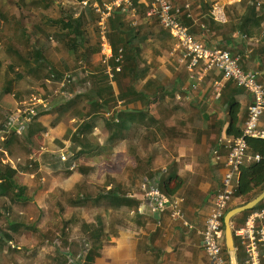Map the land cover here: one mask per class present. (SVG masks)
Here are the masks:
<instances>
[{
	"label": "trees",
	"instance_id": "1",
	"mask_svg": "<svg viewBox=\"0 0 264 264\" xmlns=\"http://www.w3.org/2000/svg\"><path fill=\"white\" fill-rule=\"evenodd\" d=\"M192 1L197 2L200 0ZM259 1L240 0L237 4L225 6L226 15L230 17V20L226 23L218 24L211 17L212 5L209 2L201 0L199 3L204 15L201 23L195 24L192 20L185 18L182 20L190 29L192 28L191 33L197 38L204 39L202 38L204 31L202 25L209 29V32L206 34V37L208 35L209 37L202 40L206 47L227 50L230 48L229 43L233 41L232 39H234L236 33L245 35L250 40L258 38V40L260 38L264 40V35H262L264 32V5L259 9ZM145 2L146 0H134V5L137 8L139 16L136 26L132 27L128 25L124 27L126 26L124 22L125 16L119 12H115L113 17L108 21L110 43L112 44L114 53L120 48L124 49V60L121 64L122 71L120 73L115 72L113 82H111L108 74H106L103 65L95 69L94 72L91 71V73L86 69L91 57H98L100 55L101 46L99 41V18L90 6L83 9L79 6V10H75L70 6H64L58 10L59 18L55 21L53 20V22L60 34L55 33L54 36L58 44L62 46V49L56 46V50L64 54L51 67L44 65L47 58L46 52L52 47L48 44L52 36L48 28L50 22H48V16L44 14V11H48L51 6L56 5L57 0H33V10L31 8L19 10V14H16L14 10H11L9 14L1 13V17L3 18L1 25L3 28H0V47L3 48L2 52L8 56L4 62L0 60V73L4 71V75L8 77H5L3 88L0 90V101L12 93L13 87L18 88V90L15 89L13 92V97L18 104L21 103L24 96L29 98L32 94L36 93L43 98V92L44 96L50 94L48 81H52L57 85L65 74L72 73L73 82L76 77L84 80L87 92L84 94L75 91L76 88L72 84L69 88H66L69 99H67V96H63L58 103L61 104L62 116H71L73 120L72 133L66 136L71 141V148L66 152L68 156L75 161L78 157L98 151L102 144L108 146L118 143V149L127 151L126 154L128 153L135 160V166H139L140 168L148 166L150 168L155 158L152 155L147 158L142 157L139 152L140 150L143 152L142 148H146L143 145L145 139L151 140L154 143L153 138L157 137L155 130L161 131L160 126L162 124L159 123V120L153 119V122L149 126H146L147 129L144 132L143 127H139L138 123L149 118L148 116L151 111L147 109H149V106L154 101H158L161 96L175 97L179 91L183 93V89L181 88L184 87L186 67L177 62L180 67H183L181 69L183 76L181 82L176 78L174 85L176 86L177 84V87L169 92L167 90L166 92H162L166 88L163 76L158 74L150 76V70L158 67V65L155 63L153 65L148 64L144 58L145 51L148 49L158 55L159 52L154 46L157 45L156 43L160 44L159 47L172 51L173 46L169 45L175 40L170 33L160 27L157 19H150L146 16L147 7ZM34 9L36 11L40 9L42 12L40 19L34 17L35 14L32 13V11L35 12ZM224 29H227L223 34L224 41H221V44L218 46L213 45L212 41L209 40L213 37L215 40L217 36L215 33ZM173 44H176V42H173ZM175 57V60H177V55ZM249 58L252 61L260 60L261 65L258 67L261 71L264 70V41L258 47L252 48ZM6 61H10V64L4 70L3 64ZM245 61L246 58L242 62L243 68ZM49 63L51 64L52 61L50 60ZM112 64L116 67L115 60L112 61ZM9 75L14 77L11 79ZM16 81L17 83H15ZM23 82L28 84L27 90H20ZM86 83H89L88 86ZM261 83L264 84V81ZM223 87L222 96L225 95V88L227 87L228 90L237 91V93L241 90L232 81L226 82ZM228 100L230 101L229 125L226 134L231 140H234L240 137L242 132L241 105L236 101L231 102V98H228ZM120 101L123 102L121 106L124 109L126 107L129 108V105L132 109L117 112L115 118L107 119L105 113H109L115 109ZM135 104H140L141 107H136ZM47 112L51 113L49 110ZM39 119L33 117L29 128L25 130L23 135H17L14 129L10 130L13 124L11 110L8 111L6 106L0 105V131H3L5 135L4 141H0V219L3 224L8 223L7 225L10 229L8 232L2 231L4 236L0 239V253H3V249L10 243L13 246L14 244L12 243L19 241L21 236H17L19 235V228L22 226L24 230L35 234L39 240L37 246L34 247L36 251H39L47 242L54 243V240L58 241L57 245L60 248L58 256H54V258L46 256L49 264L67 263L70 257L76 258L82 251H85V256L77 264H96L97 259L101 256L103 242L111 235L106 231L109 227L106 226L107 224L102 216L97 215L95 217V224L88 223L85 220L81 222V230L85 233V238L82 241V245L77 246L76 249L75 243L68 235L69 229H73L79 225V221L75 216L63 222L60 233L57 236L49 234L47 236L46 233H38L35 231L36 229L31 228V226L28 227L29 225L26 224L24 218L13 210L12 206L24 205L32 201V197L29 195V188L21 185L19 176L22 169L24 171H34L38 168V163L30 156L36 154L35 150L32 149L34 145H40L46 139L44 137L47 127ZM98 120L103 121L104 127L107 130L108 135L105 138L102 135L101 137L99 134L96 135ZM148 121L152 120L149 118ZM150 126L155 127V129L148 130ZM162 131L168 132L169 128L163 127ZM146 132L150 133L146 134ZM37 139H39L38 142ZM155 142L157 143L158 140L156 139ZM247 143L249 153L251 155H260L262 158L258 162L246 164L241 168L239 181L235 187L233 186L232 201H236V205H230L227 213L233 208L253 201L264 192V138H247ZM56 145L58 146H56L58 151L66 147L65 144L63 145L60 142H56ZM17 149L28 156L24 167L19 166V168H14L12 165H8L1 168L3 161L13 156L14 151ZM130 169H134V167H128L125 171L127 172ZM97 170L98 164L88 167L78 166V171L86 176L97 174ZM123 175L125 176V174ZM153 176L154 173H151V175L146 177V180H141L140 186L142 187V184L154 181L158 183L161 192L172 199L177 196L184 186L181 179L162 182L154 179ZM104 178L106 185L110 189L104 190L105 193L100 196V201H107L110 204V208L114 207V209L116 208L119 211L124 207H136L138 205L136 200L126 197L127 195H131L129 193L131 190L126 186L122 187V184L118 183L120 180L115 175H110L106 172ZM89 198V194L85 192L84 199L89 200ZM262 209H264V200L253 210L244 212L233 218L232 223L240 227L252 213ZM235 229H233L234 235ZM222 230L223 232L225 231L224 224ZM234 240L236 246L235 236ZM223 241L225 244V239ZM61 250H64L65 253H62ZM223 253L230 264L225 245L223 246ZM239 254L240 250L237 248L238 262L242 264Z\"/></svg>",
	"mask_w": 264,
	"mask_h": 264
},
{
	"label": "crops",
	"instance_id": "2",
	"mask_svg": "<svg viewBox=\"0 0 264 264\" xmlns=\"http://www.w3.org/2000/svg\"><path fill=\"white\" fill-rule=\"evenodd\" d=\"M237 1L230 3V5L237 4L240 0ZM173 2L176 4L180 3L179 0H173ZM258 3L260 4V1ZM201 8L199 2H192V15L195 24H200L204 16ZM128 20V22L124 20L126 27L132 22V19ZM229 20L230 17H228ZM226 31L227 29L217 31L215 40L213 37L209 41H212L211 43L215 46L220 45L221 41H224L223 34ZM208 37L205 35L202 38ZM232 40L229 43L231 48L229 49L233 54L243 55L246 51L252 52L254 42L259 43L258 39L250 40L239 33H236ZM248 46L251 47L249 48ZM175 47L176 44L173 46L171 55H174ZM260 65V60L252 61L247 58L244 68L245 70L258 72L260 75L259 80L262 82V80L264 81V70L261 71L259 69L258 66ZM166 90L169 92L168 88H164L162 92H166ZM180 94L182 93L179 91L175 97L161 96L158 101H154L147 109L151 111L148 117L152 121H148L149 118H146L138 123L139 127H143L144 132L147 129L146 126H149L153 119L159 120V123L162 124L160 126L161 131L155 130L157 137L153 138L154 143L145 139L143 145L146 148H142L143 152L141 150L139 152L142 157L147 158L152 155L155 158L150 168L148 166H142L141 168L135 166V160L128 153L124 154L117 148L113 150V152L116 150V154L112 156H114V171L118 169V172L115 171V176L120 180L118 183H121L122 187L126 186L131 190L129 192L131 193V198L136 200L138 205L136 207H124L120 211L116 208L114 209V207L110 208L112 221L106 231L111 235L103 242L101 256L97 259L96 264H212L204 252L201 233L204 229L206 218L214 209L217 195L223 188V180L227 170L224 159L216 160L213 152L217 150L221 156H225L228 143L231 141L226 134L229 125L230 101L228 98H231V102L236 101L241 105L240 118L242 120L241 129H243L248 117V109L252 104V97L246 91L239 90L237 93V91L228 90V87L225 88L224 96L217 97L214 88L209 83H205L201 88L194 91V101L189 104H182L177 100V96ZM135 106L141 107L140 104H135ZM130 109L132 107L129 105L128 110ZM163 127H168L169 131H162ZM152 128L155 129V127L150 126L148 130ZM260 130L264 133V115L261 119ZM105 132L108 135L107 130ZM149 133L146 132V134ZM156 139L158 140L157 143L155 142ZM0 141H3L2 138H0ZM124 160L126 167L120 171V166ZM116 161L118 162V167ZM8 165L3 164V167ZM132 166L134 169L125 171L126 168ZM13 167L17 168L19 166L14 164ZM22 170L24 171V169ZM24 172L32 178L37 176L35 180L37 184L28 185L20 182L21 185L29 188L32 201L12 207L20 216L25 215V219H28L31 223L28 224L29 226L36 229V232L46 233L48 236V234L51 235L54 227L58 225L55 224L58 218L61 219L63 224V222L75 216L79 221V225L73 229L81 227V222L85 220L82 218L83 216L81 217L80 213H78V217L77 213L71 215V217L69 214L64 215V208L61 205L58 206L55 201L53 202L57 205L56 208H59L57 211L58 217L55 215L52 219L48 218L46 220L49 223L48 227L46 223L38 226V219L33 224L31 222L32 215H38L37 218L40 219L43 215L40 216L39 214L46 212L39 206L37 201L43 200L42 193L47 190L46 184L48 183L46 182V175L48 178L50 175L42 173L39 163L38 168L34 171ZM151 173H154V179L162 182H171L173 179H181L183 181L184 186L176 197L182 196L185 198L182 210L184 220L189 225L188 227H185L182 221L172 220L169 210L155 212L152 209L145 197V192L140 186V181L146 180V177L151 175ZM79 174L81 173L79 172ZM64 178H69L67 177V172L64 173ZM238 178H240V173L235 174L233 178L234 187L239 181ZM74 194L77 198L74 200L73 205L79 203L78 200L84 199L85 192L78 191ZM46 195H49V192ZM36 196L39 198L38 200H35ZM97 200L98 198L93 202L87 201V204L94 205L96 210H99L97 209L99 208ZM46 201L48 203V200ZM101 202V206L110 207L107 201ZM230 205H236V201H232ZM81 212L85 211L82 210ZM231 226H233V229H238L239 227V225L233 223ZM60 228H62V225ZM73 229H69V233ZM235 238L237 237L235 236ZM223 239H225L224 232ZM223 239L221 241L222 246L225 245ZM36 242V245L29 247V249L33 248L31 252H34V247L38 244V241ZM48 244L49 242L45 243V246ZM239 257L242 260V264H244L243 261H245L246 255L243 248ZM236 259L238 262L237 252ZM43 262H39V264H43Z\"/></svg>",
	"mask_w": 264,
	"mask_h": 264
},
{
	"label": "built area",
	"instance_id": "3",
	"mask_svg": "<svg viewBox=\"0 0 264 264\" xmlns=\"http://www.w3.org/2000/svg\"><path fill=\"white\" fill-rule=\"evenodd\" d=\"M178 1V0H177ZM175 3L171 0H146V16L150 19H157L164 31L171 34L176 42L174 55L180 65L186 67L187 85L183 87V93L177 96L182 104H189L194 101V91L209 83L214 88L217 97L222 96L226 82L232 81L239 89L248 92L252 97V104L248 109V117L242 129L241 136L231 140L227 146V153L221 156L217 150L213 152L216 160L224 159L226 173L223 180V188L215 200L214 209L205 220L202 235L204 252L212 264H229L223 253L221 241L223 239V221L227 209L233 200V178L239 174L241 168L246 164L258 162L260 155H251L247 138H264L260 130L261 119L264 115V84L259 80V73L245 70L242 67L244 58H249L251 52L244 55H234L231 51L219 48H208L202 39L191 33L182 19L193 21L192 0H179ZM260 5V4H259ZM79 6L91 7L99 18V41L101 63L105 67L111 82L114 80L115 72L122 71L121 64L124 60V49L120 48L114 53L110 36L108 21L115 12L123 14L125 21L132 19L131 26L138 23L137 8L134 0H79ZM211 17L217 23H226L228 16L225 12V5L213 7ZM204 37L209 29L202 25ZM116 61V67L112 61ZM71 75L63 77L59 83L60 89H66L72 84ZM123 102H119L121 106ZM116 110L106 114L107 119L116 117ZM28 115L36 117L34 108L28 111ZM31 118V119H32ZM31 120L22 125L16 133L22 135L29 128ZM145 197L155 212L170 211L174 221H182L185 227L188 223L184 220L182 206L185 198L180 196L174 199L161 192L158 183L150 181L142 184ZM131 198V195H127ZM139 210V209H138ZM3 222L0 219V239L3 238ZM244 249L246 259L244 264H264V209L252 213L244 224L237 230L235 235ZM13 247H15L13 245ZM20 249L19 247H16Z\"/></svg>",
	"mask_w": 264,
	"mask_h": 264
},
{
	"label": "rangeland",
	"instance_id": "4",
	"mask_svg": "<svg viewBox=\"0 0 264 264\" xmlns=\"http://www.w3.org/2000/svg\"><path fill=\"white\" fill-rule=\"evenodd\" d=\"M204 1L209 2L214 7L216 6L221 7L223 5L227 7V5H230V3H233L237 0H204ZM260 3L261 5H258L259 9L262 8V6L264 5V0H260ZM64 6H70L73 7L75 10H79V0H57L56 5L51 6L48 11H44V14L48 16L47 17L48 22H50L48 25L50 34L53 36V37L51 36L50 43H48L52 47L46 52L47 58L45 59L44 62V65L46 67L49 66L51 67V65L56 64V62L59 61L64 54L63 52H58L56 50L57 47L62 49V46L58 44L57 39L54 36L55 33L57 34L60 33L58 32V29L56 28V25H54L53 22V20L55 21L57 18H59L58 10L62 9V7ZM27 8H31L33 10V0H0V28L2 27L1 24L3 22L1 13L9 14L11 10H14L16 14H19V10H27ZM32 13L35 14L34 17L36 19H40L42 16V12L40 11V9L39 11L36 10L35 12L32 11ZM262 35H264V32ZM258 41L259 43L254 42L252 48L258 47L257 44L260 45L263 44L264 40L260 38V40ZM173 42L169 46H174ZM156 44L157 45L154 46L155 49L159 52L158 55L157 53L149 51L148 49L145 51V55H144V58L148 62V64L153 65V63H155L158 65V67L152 68L149 74L150 76H155L156 74L163 76L164 83L166 85L165 87L168 88L169 91L170 89L174 90L177 87V84L176 86L174 85L176 78H178V81L181 82L183 76L181 69L183 67H180L178 65L177 63L178 61L175 60L176 57L170 54L171 51H168L167 48L159 47L160 45L159 43ZM248 47L250 48L251 46ZM227 50L229 51V49ZM2 51L3 48L0 47V60L4 62L6 60L5 58H7L8 55H6V53H3ZM234 55H238V54H234ZM163 56L168 59H165ZM50 60L52 61L51 64L49 63ZM9 64L10 61H6L3 64V69L5 70V68ZM99 66H102L101 56L100 55L98 57L92 56L89 63L86 66V69L88 72L91 73V71L94 72L95 69H97ZM66 75H71L72 77L73 74L67 73L63 77H65ZM5 77L8 76H5L4 71H1L0 90L1 88H3L2 86L4 85ZM9 77H11L12 79L14 76L9 75ZM185 78L186 75L184 76V85H183L184 87L186 86L185 84L187 83V79ZM81 79L82 78L76 77L75 81L72 82V84L76 88L75 91L86 94L87 88L85 86L84 80ZM15 83H17V81ZM33 83L37 85L35 81H33ZM47 84L49 85L50 88L49 90L50 94L48 96H44V92H43L42 93L43 98L36 93V94H32L29 98H27V96H24L22 98L21 103L18 104L13 97L14 96L13 92L15 91V89L18 90V88L13 87L11 91L12 93L7 95L0 101L1 106L3 107L6 106V108H8V111L11 110L13 124L10 130L14 129L17 132V130H19V128H21L22 125L25 124V122H28L29 119L32 121L31 119L32 117L28 115V111L31 108H34L35 113L37 114L36 117L40 118L39 120L42 121L43 124L47 127V131L44 137L47 140L45 139L44 143L40 145L39 144L34 145L32 149L35 150L36 154L30 156L40 164L43 174L47 173L48 175H50L49 178L46 175V182L48 183L46 184L47 190L43 191L42 193L43 200L42 199L38 200L39 198H37V196L35 197V200H38L37 203L39 204V206L42 207V209H44L46 212L39 214L40 216L43 215L40 219L37 218L38 215H32L31 222L35 224V220L38 219L37 221L38 226H42L43 224L46 223L48 227L49 223L46 222V220L48 218L52 219V217H55V215H57L58 217L57 211L59 210V208L58 209L56 208L57 207L56 204L58 203V206L61 205L64 208L63 211L64 215L69 214L71 217V215L77 213L76 215L78 217V213H80V216L81 217L83 216L82 218H84L85 221L92 224L95 222L94 219L96 215L100 214V216H102L103 220L107 224L106 226H108L111 224L112 221L110 215V207L101 206L100 204H102V202L100 201L99 197L102 196L103 193H105L104 190L107 191L108 189H110V187L105 183L106 182L104 178L105 173L107 172V174L115 175L116 174L115 171L118 172V169L114 171L115 168V165L113 164L114 156H112L116 154V150L115 152H113V150L115 148L118 149L119 147L118 143L115 145H108V146L106 144H102L101 148L98 151L92 154L78 157L76 158L75 161L71 157H69L68 153L66 152L68 151L69 148H71V141L70 139L66 138V136H69L72 133L73 120L71 116H67V115L62 116L63 113L61 111V104H58L63 96H67V99H69V96L67 95V91H66L67 89H63V90L60 89L59 84L56 85L52 81H48ZM88 84L86 83L87 86ZM27 85L28 84L26 82H23L20 90L21 89L27 90L28 89ZM69 86L67 88H69ZM128 109H129L128 107L124 109L123 106H120L118 104V106L115 107L116 110L115 112H120L124 110L128 111ZM48 110L51 113H48L47 112ZM44 112L47 113L40 115L41 113ZM106 114L107 113H105V116ZM97 123L98 126L96 128L97 129L96 135L99 134L100 137L102 135V137L104 136L105 138L107 134L105 132L106 129L104 127L103 121L98 120ZM3 135H4L3 131H0V138H2V140L5 138V135L4 136ZM17 135L19 134L17 133ZM38 140L39 139H37V142ZM56 142H60L63 145L65 144L66 146L65 149L58 151L56 148L57 146ZM122 152L126 154V152L123 151V149ZM27 159L28 156L26 154H23L19 149H17L14 151L13 156H10L8 157V159L3 161V164L4 165L11 164L12 166L14 164L16 165L18 164V166H23L26 163ZM3 164L1 165V168H3ZM94 164H98L97 174H93L92 176H86L80 171H78V166L80 165L88 167ZM116 165L118 167L117 161H116ZM125 167H126V163L124 160L120 166V171ZM66 172H67V177L69 178H64V173ZM79 172L81 174H79ZM72 174L74 175L72 176ZM36 177L37 176L32 178L31 176L27 175L26 172L21 170V175L19 176V182H22V184L26 183L28 185L37 184V182H35ZM78 191L86 192L87 194H89L90 198L89 200L88 199L78 200L79 203H75L73 205L74 200L77 198L74 193ZM47 192H49V195H46ZM96 198H98L97 201L99 203V208L97 209L99 210H96L94 205L87 204V201L93 202ZM46 200H48V203ZM53 201H55L56 204ZM100 207H102L101 208L102 211ZM54 209H56V211H54ZM82 210H84L85 212H81ZM22 218H24V221L26 222L27 225L31 224L28 219H25V215H23ZM7 224L8 223L3 224L4 232H8V230H10ZM55 224L58 225L54 227L53 231L50 230L51 236L54 235L57 236L60 233V229H61L60 227L62 225L61 219L58 218L57 221H55ZM81 229L82 228L80 227L73 229V231H70V233L68 232L69 237L75 243L74 245H76L75 247L76 249L77 246L82 245V241L85 238V233ZM19 236H21L19 241L17 243L14 242L12 244H14V246L16 247L19 246L21 249L18 250V248L13 247L10 243L6 248L3 249V253H0L1 264H39V262L42 261H44L43 264H49V260L46 258V256H51L53 258L54 256H58V251L60 248L57 245L58 244L57 240H54V243H49L48 245L43 246L39 251L34 250V252H31L33 248L29 249V247L36 245L37 243L36 241H39L36 235L28 230H24V227L21 226V228H19V235L17 237ZM236 246L241 251L242 246L238 238H236ZM61 252L65 253L64 250H61ZM84 256H85V251H82L81 254L77 255L76 258L70 257L69 261L64 264H77L78 262L83 260Z\"/></svg>",
	"mask_w": 264,
	"mask_h": 264
},
{
	"label": "water",
	"instance_id": "5",
	"mask_svg": "<svg viewBox=\"0 0 264 264\" xmlns=\"http://www.w3.org/2000/svg\"><path fill=\"white\" fill-rule=\"evenodd\" d=\"M262 200H264V192L259 195L257 198H255L253 201L242 205L240 207L233 208L231 211H229L225 217H224V238H225V247L227 249L229 258H230V264H238L236 259V246H235V240H234V231L232 225V219L236 216L253 210Z\"/></svg>",
	"mask_w": 264,
	"mask_h": 264
}]
</instances>
